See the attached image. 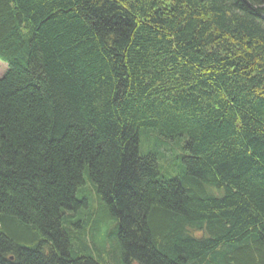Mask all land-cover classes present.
I'll list each match as a JSON object with an SVG mask.
<instances>
[{
	"label": "trees",
	"instance_id": "obj_1",
	"mask_svg": "<svg viewBox=\"0 0 264 264\" xmlns=\"http://www.w3.org/2000/svg\"><path fill=\"white\" fill-rule=\"evenodd\" d=\"M0 59V264H111L87 181L117 264H264V0H0Z\"/></svg>",
	"mask_w": 264,
	"mask_h": 264
},
{
	"label": "rangeland",
	"instance_id": "obj_2",
	"mask_svg": "<svg viewBox=\"0 0 264 264\" xmlns=\"http://www.w3.org/2000/svg\"><path fill=\"white\" fill-rule=\"evenodd\" d=\"M9 70L8 65L0 59V78H2ZM150 137H143L142 136V144H141V151L143 153H148L149 151L159 150L160 145L164 151H170L169 161L166 163L164 160H159V167L162 174L167 178H175L180 170V159L182 156H187V152L182 150L181 142L183 140H175L170 141L163 138H158L153 132H150ZM160 141H158V139ZM81 190L86 191V198L88 203L94 208L96 212L95 218L90 222L87 226L88 233L90 238L93 240L91 236V232L96 231V240L95 244L99 249L102 256H104L105 260L111 264H117L116 259H118V251H117V223L113 219H110L106 216L102 209H99V204L97 201L96 194L94 192L93 185L87 181L85 186L81 188ZM85 195L79 191L78 197L81 199ZM98 214V215H97ZM98 229V230H97ZM91 239L88 240L89 245H91ZM93 257L100 261V254H98L95 250H93Z\"/></svg>",
	"mask_w": 264,
	"mask_h": 264
}]
</instances>
